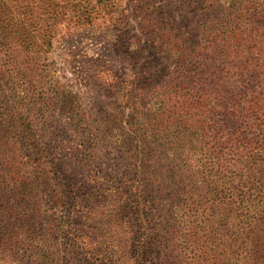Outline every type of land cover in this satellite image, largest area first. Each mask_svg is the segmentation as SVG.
Returning a JSON list of instances; mask_svg holds the SVG:
<instances>
[{"label":"rangeland","instance_id":"374dc122","mask_svg":"<svg viewBox=\"0 0 264 264\" xmlns=\"http://www.w3.org/2000/svg\"><path fill=\"white\" fill-rule=\"evenodd\" d=\"M74 2L75 11L67 19L50 29H39L38 33L48 31L55 37L42 62L26 60L25 54L18 55L13 48L0 51V66L17 76L10 83L14 89L9 85L4 89L13 102L23 99L20 110L31 114L44 140H56L58 136L66 148H81L83 156H87L90 143L94 142L102 148L96 160L100 168L105 163L124 164L133 159L131 145L116 138L123 132L121 120L126 117L139 122L143 145L149 150L152 146L159 154L171 153L187 134L183 144L188 143L190 151L201 148L208 168L216 171L215 159L207 155V150L217 146L218 139L228 138L229 124L239 118L253 125L256 144L264 148L260 139L264 134V0ZM84 8L92 11L90 21L78 18V10ZM242 35L248 37L247 42L238 38ZM228 36L233 39L227 40ZM142 56L146 57L141 59ZM189 86L195 94L204 86L206 106L198 105L194 94L185 99V88ZM163 102L175 113L158 111ZM254 103L263 109L252 106ZM197 111L203 112L207 123L204 148L198 142L199 132L194 124L199 118L194 115ZM84 114L89 131L82 135L81 130H73L71 120L74 115ZM183 118L192 119L186 127L185 122L180 123ZM255 119L258 120L253 123ZM229 143V149L225 146L224 150L229 163L225 164L233 163L239 150H244ZM260 157V162H264L263 150ZM203 190L198 184L194 193L189 186L191 195L184 198L189 203L181 201V210L172 215L175 226L171 239L155 237L151 226L150 235L155 237L151 251H169L178 264H204L201 254L218 236L227 233L228 245L233 250L243 245L248 223L242 210L237 212L238 226L230 230L223 222L213 234H204L201 229L200 239L190 240L195 231L192 223L211 214L207 204L210 197L205 193L203 196ZM245 191L259 200L264 198V177L260 181L251 179L248 186L238 189V193ZM50 205L45 208L51 212ZM60 207L54 214L58 220L66 217ZM183 210L187 211L184 215ZM262 236L264 243V228ZM107 239L113 240L115 235ZM64 241L63 234L55 232L52 242L61 246ZM251 248L256 255L257 242ZM256 256L264 264V251Z\"/></svg>","mask_w":264,"mask_h":264},{"label":"trees","instance_id":"16d2710c","mask_svg":"<svg viewBox=\"0 0 264 264\" xmlns=\"http://www.w3.org/2000/svg\"><path fill=\"white\" fill-rule=\"evenodd\" d=\"M74 1L0 0V51L13 48L18 55L25 54L26 60L42 62L55 37L48 31L38 33L39 29H50L67 19L75 11ZM77 15L79 20L90 21L92 11L84 8ZM243 36L238 38L247 42L248 37ZM146 41L149 49L150 40ZM16 79L0 66V264H178L169 251H151V243L155 237L172 238V215L181 210V201L189 203L184 200L191 195L189 186L195 193L198 184L205 190L203 196L210 197L207 204L211 214L192 223L196 232H191V241L200 239L201 229L204 234H213L223 222L230 230L238 226L240 210L245 211L244 221L248 223L243 245L233 250L227 233L218 236L202 252L204 264H261L256 255L264 251V198L259 200L249 191L238 193L241 185L264 177V162H260V150L264 148L257 146L252 124L237 118L229 124L228 138L218 139L217 146L207 150V155L215 159V171L208 168L201 148L190 151L188 143L183 144L187 134L171 153L159 154L152 146L149 150L143 145L139 122L125 117L121 120L123 132L116 141L131 145L133 159L124 164L105 163L100 168L96 160L102 148L97 143L91 142L87 156H83L81 148H66L58 136L56 140H44L31 114L20 110L23 99L13 102L4 89L7 85L14 89L10 83ZM185 90L186 100L194 94L197 104L206 106L204 86L196 94L190 86ZM161 104L158 111L175 113L166 102ZM252 106L263 109L257 103ZM246 110L242 108V112ZM194 115L199 117L193 123L204 148L207 123L202 111ZM180 120L186 127L192 119ZM71 121L76 132L81 130L85 135L89 131L85 114L74 115ZM260 139L264 141V134ZM230 141L244 150H239L233 163L225 164L229 162L224 150L225 146L229 149ZM49 203L51 212L45 208ZM59 206L66 212L60 220L54 217ZM189 210L191 215L193 208ZM183 211L184 215L187 211ZM151 226L155 237L150 235ZM55 232L63 234L61 246L52 242ZM112 235L115 239L108 240ZM255 242L259 248L256 255L251 248Z\"/></svg>","mask_w":264,"mask_h":264}]
</instances>
